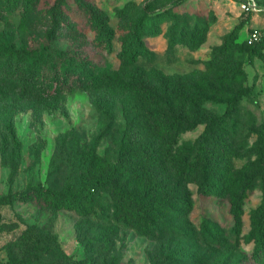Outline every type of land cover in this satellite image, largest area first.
Returning a JSON list of instances; mask_svg holds the SVG:
<instances>
[{"label":"trees","instance_id":"1","mask_svg":"<svg viewBox=\"0 0 264 264\" xmlns=\"http://www.w3.org/2000/svg\"><path fill=\"white\" fill-rule=\"evenodd\" d=\"M41 2L0 0V14L18 11L22 17H28L40 13L47 19V29L39 40L20 43L5 37L0 40V101L1 110L7 109L0 152L7 165L13 171L20 165L22 148L14 115L34 93L58 105L78 84H101L109 89L118 83L132 93L135 110L121 132L115 160L98 152L106 132L103 130L91 144L75 153V178L60 188L41 185L10 192L0 202L33 200L55 210L90 216L103 207V194L107 193L115 222L158 239L170 219L188 218L193 208L188 185L194 183L203 195L225 198L230 203L232 226L225 229L213 223L204 233L211 247L216 252L228 249L240 263L264 264V123L257 128L253 145L247 147L240 117L242 100L249 90L243 85L247 73L243 56L261 53L264 37L256 43L247 39L240 42V31L247 24L240 22L205 61L206 70L199 72L200 77L193 81L183 74H167L160 69L148 71L138 66L140 58L151 53L147 38L161 34L164 20L175 17L168 10L158 11L163 7L161 0H151L130 23L123 25L121 69L112 71L110 65L98 64L77 47L58 45L67 30L73 32L82 24L94 34L102 49L112 53L116 30L107 11L92 0ZM135 10L137 3L128 2L121 16L127 17ZM179 24L176 21L169 30L170 46L179 41L197 49L204 43L209 24H197L191 30L185 24L179 30ZM15 83L20 85V92L10 87ZM216 98L223 99L226 105L223 113L206 106ZM99 106L106 119L112 121L109 94L99 100ZM201 124L206 125L205 129L195 141H181L183 133ZM237 159L246 161L237 167ZM58 167L53 161L52 173ZM257 187L263 191V201L250 214L251 231L246 239L254 242V248L246 255L240 250L244 204ZM203 259L205 256L200 257L201 261L194 258V263L217 264L210 258L206 262ZM7 264L32 262L14 258Z\"/></svg>","mask_w":264,"mask_h":264},{"label":"rangeland","instance_id":"2","mask_svg":"<svg viewBox=\"0 0 264 264\" xmlns=\"http://www.w3.org/2000/svg\"><path fill=\"white\" fill-rule=\"evenodd\" d=\"M53 1L42 0L41 3ZM92 1L110 15V23L116 30L113 52L107 53L102 49L94 40V34L82 24H78V29L73 32L67 30L58 45L77 47L98 64L110 65L112 71H118L121 69L119 52L123 25L130 23L151 0ZM131 1L137 3V10L122 17V8ZM259 1L264 3V0ZM161 2L163 7L158 11L168 10L175 17L164 20L161 34L147 38L151 53L141 57L138 66L148 71L160 69L167 74H183L193 81L200 77L199 72L206 70L205 61L212 57L226 35L240 22H247L240 31V42L255 29L264 34V13L249 16L236 0ZM176 21L180 22L179 30L183 24L190 30L197 24H209L204 43L197 49L179 41L170 46L172 35L169 30ZM46 29L47 19L40 13L28 17H22L18 11L0 14V40L5 37L18 43L34 42L42 38ZM243 58L247 72L243 85L249 90L242 100L241 132L247 147H251L257 128L264 123V49L254 56L245 54ZM10 87L20 92V85L15 83ZM106 94L111 96L112 121L106 119L99 106V100ZM54 102L34 93L14 115L21 141V161L18 169L13 171L0 152V198L10 192L41 185L62 187L76 177L74 155L77 150L91 144L103 130L106 132L98 152L110 160L116 159L121 132L135 110L130 90L118 83L109 89L101 84H78L58 105H53ZM206 106L218 113L226 109L221 98L208 102ZM2 107L0 101V147L2 122L7 110H1ZM205 126L201 124L183 133L181 141H195ZM53 161L59 165L55 173L51 171ZM245 161L237 159V167ZM188 189L193 200L188 218L170 219L158 239L141 235L132 227L115 222L107 193L103 194V207L90 216H81L72 210H55L33 200H17L11 204L0 202V264H7L14 258L28 260L32 264H196L194 258L200 260L202 256H205V262L210 258L217 264H247L246 261L240 263L241 260L232 256L228 249L216 252L204 236L213 223L225 229L232 226L229 201L203 195L194 183H190ZM262 201L260 187L255 188L245 200L240 250L246 255L254 248V242L246 239L251 231L250 214Z\"/></svg>","mask_w":264,"mask_h":264},{"label":"built area","instance_id":"3","mask_svg":"<svg viewBox=\"0 0 264 264\" xmlns=\"http://www.w3.org/2000/svg\"><path fill=\"white\" fill-rule=\"evenodd\" d=\"M243 12L252 14L264 13V3L259 0H236ZM264 37V34L258 29L253 30L245 38L249 43H256Z\"/></svg>","mask_w":264,"mask_h":264}]
</instances>
